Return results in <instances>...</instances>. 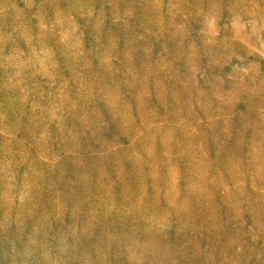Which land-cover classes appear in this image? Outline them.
Returning a JSON list of instances; mask_svg holds the SVG:
<instances>
[{"label":"rangeland","instance_id":"obj_1","mask_svg":"<svg viewBox=\"0 0 264 264\" xmlns=\"http://www.w3.org/2000/svg\"><path fill=\"white\" fill-rule=\"evenodd\" d=\"M0 264H264V0H0Z\"/></svg>","mask_w":264,"mask_h":264}]
</instances>
